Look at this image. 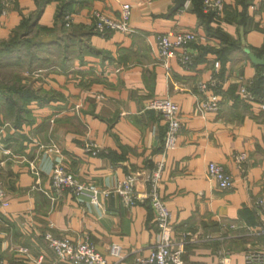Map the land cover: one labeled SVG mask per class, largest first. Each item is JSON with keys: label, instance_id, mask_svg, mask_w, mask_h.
Masks as SVG:
<instances>
[{"label": "crops", "instance_id": "1", "mask_svg": "<svg viewBox=\"0 0 264 264\" xmlns=\"http://www.w3.org/2000/svg\"><path fill=\"white\" fill-rule=\"evenodd\" d=\"M126 1L131 30L104 32L93 12L120 19L118 0H15L7 12L0 5V44L28 19L23 37L38 44L33 73H19L14 94L0 97V201L8 204L0 205V264H62L47 233L90 241L108 264H137L157 242L154 211L148 201L124 205L114 189L139 173L135 189L146 193L158 163L159 193L185 264L243 263L248 251L264 250V233L248 229L259 220L253 203L264 200V65L251 58L264 60V0H223L222 16L205 12L201 0L175 12L174 0ZM187 30L200 37L189 47L193 64L185 68L174 57L168 69L157 59L158 36ZM216 62L219 86L200 92ZM154 97L180 106L174 149H164L166 122L146 107ZM209 99L218 110L199 109ZM239 153L247 155L243 168ZM210 162L230 173L232 189L208 178ZM56 164L95 185L99 204L89 192L55 193ZM114 244L121 257L110 253Z\"/></svg>", "mask_w": 264, "mask_h": 264}, {"label": "built area", "instance_id": "2", "mask_svg": "<svg viewBox=\"0 0 264 264\" xmlns=\"http://www.w3.org/2000/svg\"><path fill=\"white\" fill-rule=\"evenodd\" d=\"M15 0H0L3 12H7L9 6ZM121 4V17L116 19L101 12H93L96 21V28L100 32L110 29L120 31H130L128 26L132 5L126 0H118ZM202 8L205 12H214L217 16H222L225 11V3L223 0H201ZM66 23L72 20L71 15L65 16ZM199 35L195 31H179L169 32L158 36V55L157 59L163 63L168 69V61L171 58L178 57L180 64L189 68L193 64V55L189 50L190 44L199 41ZM220 63L216 62L214 72L210 81L199 82L198 90L205 92L210 87H217L220 84L218 80V72ZM242 93L245 98L253 99L254 95L249 87H243ZM147 109L154 110L160 114L167 125L163 147L165 150L174 149L177 145L178 134L182 127L181 109L177 102L170 97H154L148 100ZM219 101L209 99L204 101L199 109L202 110H218ZM1 147V145H0ZM86 149L93 153L98 152L97 146L92 142H87ZM247 160L245 153H239L235 156V161L240 168H243ZM163 171V163L157 166L147 176V182L150 189L146 193H138L135 189L139 178V173H129L122 181L118 183L114 191L121 197L122 203L128 207L137 205L139 202L148 201L154 211V221L158 228L157 242L151 247L150 252L137 258V264H185L183 254L185 252L183 242H177L173 238V224L171 221V212L165 201L159 193V183ZM208 178L216 182L221 190H229L234 187V180L225 167L217 162H210L207 170ZM52 189L55 193L71 189L76 193L89 192L92 201L99 204L97 195L99 190L95 185H83L78 178L69 172L64 166L56 164L51 173ZM110 191H103L108 194ZM3 196V189L0 186V198ZM1 206L8 204L0 201ZM258 222L255 226H248L250 231L259 229L264 233V200L256 199L253 203ZM50 246L56 254L59 263L62 264H108L106 258L100 254L95 246L88 240L73 241L69 237H57L50 233L45 235ZM26 251V249H21ZM112 255L121 257L120 246L112 245L110 247ZM206 264V263H203ZM221 264H264V250H250L246 253L243 263H232L222 261Z\"/></svg>", "mask_w": 264, "mask_h": 264}, {"label": "trees", "instance_id": "3", "mask_svg": "<svg viewBox=\"0 0 264 264\" xmlns=\"http://www.w3.org/2000/svg\"><path fill=\"white\" fill-rule=\"evenodd\" d=\"M202 5V4H201ZM33 22L28 20H25L23 23V27L21 30L15 32L14 36L7 42L5 43H1L0 44V54H3V56H7V59H12L13 55L18 54L19 52H21L22 49H25L26 45L32 44L33 46L36 45L38 47L37 43L33 42V38H29L26 37L24 38L23 36L27 35L30 32V28H31V24ZM31 46V45H29ZM28 46V47H29ZM27 47V48H28ZM20 54V53H19ZM19 56V55H18ZM19 80L18 78H16V81L13 80V83H11V80L6 81L5 84L0 85V97H4V96H10L12 94H14L15 91H9V90H16V84H18ZM21 89V88H20ZM26 91L23 92L24 98L28 99L30 98L31 92H29L27 89H25ZM17 94V92L15 93ZM20 111H22L23 109L19 108ZM25 118L29 119V114H27V109L25 110Z\"/></svg>", "mask_w": 264, "mask_h": 264}, {"label": "rangeland", "instance_id": "4", "mask_svg": "<svg viewBox=\"0 0 264 264\" xmlns=\"http://www.w3.org/2000/svg\"><path fill=\"white\" fill-rule=\"evenodd\" d=\"M29 45H26L25 49L19 52L20 54L13 55L12 59H7V56L0 54V85L5 84L9 80L14 84L13 80L16 81V78L19 79L20 77L19 73H23L26 76L33 73L34 68L29 64L34 62V55L37 53L38 47L32 44Z\"/></svg>", "mask_w": 264, "mask_h": 264}, {"label": "water", "instance_id": "5", "mask_svg": "<svg viewBox=\"0 0 264 264\" xmlns=\"http://www.w3.org/2000/svg\"><path fill=\"white\" fill-rule=\"evenodd\" d=\"M187 2H188V0H174V5L171 8V11L175 12V11L181 9L182 7H184L187 4ZM251 58H252L254 63L259 64V65H264V60L259 59L252 54H251Z\"/></svg>", "mask_w": 264, "mask_h": 264}]
</instances>
